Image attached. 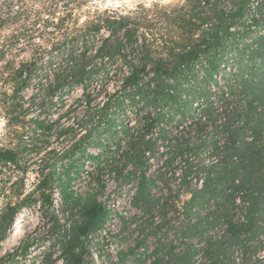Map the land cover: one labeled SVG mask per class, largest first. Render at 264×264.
<instances>
[{
	"label": "trees",
	"instance_id": "obj_1",
	"mask_svg": "<svg viewBox=\"0 0 264 264\" xmlns=\"http://www.w3.org/2000/svg\"><path fill=\"white\" fill-rule=\"evenodd\" d=\"M15 2L27 6L17 8L19 15L11 23L0 19V30H12L4 40L9 87L0 92L8 124L27 121L31 108L23 92L42 75L45 93L65 104L64 96L82 86L78 102L86 104L80 132L74 122L59 127L58 120L34 115L31 144L0 147V169L12 165L27 172L25 155L48 147L53 129L65 144L61 157L41 159L45 164L38 170L39 183L29 195L34 203L51 207L60 186L65 210L75 218L63 230L55 215L53 227L66 264H82L89 236L102 230L112 215L96 191L79 194L71 189V173L79 175L86 159L92 160L90 172L101 190L107 185L102 180L106 169L121 184L135 180L131 205L142 213L141 224L166 236L154 243L151 264H234L237 245L264 235V17L246 19L245 0H194L187 12L181 8L176 16L153 14L151 8L139 12L142 5L128 10L133 15H124L119 7L101 9L96 0ZM105 30L110 35L101 42L98 37ZM252 31V43L241 45ZM16 45L33 47L30 59L17 62ZM121 64L120 74L129 71L117 91L105 95L103 89H93L102 72L108 75ZM230 64L235 68H228ZM127 106L133 108L136 123L130 116L119 118L128 116ZM79 152L83 160L76 158ZM213 157L215 163H210ZM155 160L162 165L154 170ZM16 211L17 204L8 202L0 220L10 226ZM222 226L221 233L217 229ZM142 245L121 251L120 260Z\"/></svg>",
	"mask_w": 264,
	"mask_h": 264
},
{
	"label": "rangeland",
	"instance_id": "obj_2",
	"mask_svg": "<svg viewBox=\"0 0 264 264\" xmlns=\"http://www.w3.org/2000/svg\"><path fill=\"white\" fill-rule=\"evenodd\" d=\"M96 1L98 2L96 5L100 6L101 9H104L108 6L119 7L122 12L133 9H126L125 6L120 3V0H116V3H112L111 5L109 4V0ZM11 33V29L0 30V92L9 87L8 83H6V78L8 76V72L11 69V65L8 62L9 48L5 45L6 42L4 40ZM254 36L255 32H250L249 35L243 40L241 45L245 46L252 43ZM36 42H39L38 39ZM32 48L33 47L27 45H16L15 49L13 50L17 54V62L30 59ZM245 61H250V58L246 57ZM258 61L259 60H256V62ZM227 67L235 68V66L231 64ZM45 79V75L35 78L32 85L23 92L26 99L25 104L31 108L25 123H20L14 126L8 124L6 113L3 107L4 105L2 103V98L4 97L0 95V118H2L0 119V124H3L4 121H7V123L4 124L3 129H0V147L20 149L22 148V144L25 142L31 144L30 142L32 139L35 123L32 122L30 118L34 115L44 116L47 118L55 117L54 120H58L57 124L59 125L71 124L74 122L78 132L81 131V126L83 125L85 116L87 115L85 107L86 104H81L78 102V100L83 97V89L79 86L74 87L69 94L64 96V104L60 97L55 96L54 98L49 92L45 93V87L41 83V81L45 82ZM220 82L221 85L224 86L225 80L223 77H220ZM74 89H77V91H74ZM45 98H47L46 101L44 100ZM92 103V106H94L95 101L93 100ZM126 110L128 116L121 114L119 116L120 119L128 120L129 116L130 119L131 117L133 118L135 116V112L131 106H127ZM51 134V136H55V140H51L52 143H50L47 147V152H44V149H42L41 152H44L43 156H40L39 159H35L33 158L34 155L32 152L25 155L29 157L27 159V172H23V170L11 165L9 167L0 169L2 170L0 171V179L6 177L8 183L11 185L14 175L17 172H23L24 175L22 177V182L26 187L31 189L29 192V194H31L35 189V187L33 188L32 185L37 179H40V175L38 173V170H40V164H45V161L51 162L52 160L61 157V153L64 150L65 144H63V141H58L55 129L51 131ZM80 136L81 134L78 138H80ZM25 137H27V139H25ZM61 145H63V147H61ZM88 148L96 152L100 150V148L96 147L95 145H91ZM36 156H39V154H36ZM78 157H81L80 160H83L80 152L76 154V158ZM42 158L45 161L41 162ZM64 160L65 162H71L70 158L68 157H66ZM82 162L83 165H81L79 175H76L74 171L71 173L73 176V179L71 180L72 191L79 194L96 191L100 200L104 201L108 205L112 213L111 217L106 223V226L102 230L94 232L89 236L87 241V249L85 251L82 264H92L93 249L96 251L98 258L106 260L108 264L111 262L117 264H151V253L154 243L159 237L162 238V242H164L166 236L164 234L162 235V233L154 235L148 228L143 227L141 224L144 220L142 213L139 209L131 205V198L136 187L135 180H131L125 185L121 184L119 181H117L115 175L111 174L106 169L103 172L102 180L107 182V185L105 189L101 190V186L97 181V176L95 174L92 175L90 172L93 168L92 160L86 159ZM160 165H162V163H159V161L155 160L152 169H158ZM29 169H32V171H29ZM61 179L64 181L63 175H61ZM56 184L58 185V180H56ZM157 190H159V188H157L156 191ZM8 191L10 192V189ZM53 197V206H46L44 208L40 203H36L39 205L37 209L26 210L23 214V222L26 224L40 226L41 220L43 221L42 226L44 229V235L39 238L42 243H36L35 241L33 242L36 244L37 250L43 248V251L40 252L39 255L31 258L28 255V251L24 252L25 260H30V264H35L36 260H40V264H58L60 261H63V264H66L65 259L61 257L60 237L53 227L57 223L55 220V215H57V218H59L60 223L63 225V230H69L75 218L65 210L66 208L64 207V198L62 196L60 186H56ZM7 203L0 205V214L3 210H5ZM156 218L158 220V216H156ZM224 228V226L218 227L217 230L222 233ZM178 242L179 239H176L175 243L179 244ZM140 243H143V245L137 249L135 254H129L124 261L120 260L121 251L136 249L137 245ZM44 244H47L46 248H44ZM113 244L118 246L120 250L114 253L112 250ZM57 252H59V255H57ZM140 258L144 259V262H140L138 260ZM17 264H19V261Z\"/></svg>",
	"mask_w": 264,
	"mask_h": 264
},
{
	"label": "clouds",
	"instance_id": "obj_3",
	"mask_svg": "<svg viewBox=\"0 0 264 264\" xmlns=\"http://www.w3.org/2000/svg\"><path fill=\"white\" fill-rule=\"evenodd\" d=\"M194 0H120L125 8H135L136 5H142L143 7L139 10V12H144L146 9H153V14L160 13L161 11L168 12L170 16H176L181 8L183 11L187 12L191 7V4ZM116 3V0H109V4ZM0 5H3V13L0 14V19L5 22L11 23L13 18L17 17L19 13L17 12V8H20L21 11L27 5L25 4H17L15 0H9L7 4H5V0H0ZM245 6L248 10V15L246 19H251V17H264V0H245ZM172 9H176V12H173ZM138 14V13H137ZM124 15H133L132 12L125 11ZM13 27L16 25L13 24ZM208 25H204L207 27ZM203 29H201L202 31ZM236 29L234 28L233 31ZM110 33L105 30L102 33L101 37H98V40L102 42L103 37H107ZM99 47V44H97ZM94 55V51L89 52V56ZM129 59H133L129 57ZM107 61V57H105ZM138 63V61H134ZM99 64V61L96 62ZM123 67V65H118L116 68H110V72L108 75L101 73L98 83L93 85V89H103L104 94L115 92L119 89L120 84L123 83L122 76L127 75L129 70H125L122 74L118 72V69ZM115 73V74H112ZM110 81L114 82L115 86H112ZM172 83V81H168ZM82 87V86H81ZM77 91V89H74ZM94 94L99 95L98 91H94ZM104 97H101L103 101ZM197 103H199L197 101ZM102 107V103L99 105ZM153 114H155L156 110H152ZM82 115V113H81ZM143 115V113L141 114ZM2 119V118H0ZM55 119V117H52ZM137 117L132 118V122L136 123ZM7 121H4L3 124H0V129H3L4 124ZM65 124L60 125L59 127H65ZM58 130V129H57ZM27 139V137H25ZM50 139L55 140V136H51ZM63 139V138H62ZM63 147V145H61ZM48 148L44 145V152H47ZM160 151H165L162 147ZM44 152H40L39 156L34 154L35 159H39L40 156L44 155ZM210 163H215V157L210 161ZM32 171V169H29ZM23 172H17L12 180L11 185L8 183L7 178L0 179V205L7 203L8 201H12L17 204V211L13 215L11 225L5 224L2 220H0V264H14L15 261H19V264H30V260L26 261L24 257L25 247L29 244H32V247L28 249L29 257H35L43 251V248L37 250L36 244L33 243H42L39 239L44 235L43 229V221L41 220L40 226L26 224L21 220L24 212L26 210H35L39 207L38 204L33 202V197L29 195L31 189L26 187L22 182ZM179 176L180 173L178 172ZM194 183L192 185L193 188L197 187L195 180L196 177H192ZM39 183V179L35 181L32 187H35V184ZM178 186V182H177ZM200 186H203V177L200 180ZM10 189V192L8 191ZM28 197V199H25ZM239 203V201H237ZM215 238V237H213ZM47 247V244H44V248ZM112 250L115 253L119 251V247L113 244ZM59 255V252H57ZM234 264H264V235H261L258 240H252L250 242H246V246L237 245L235 250V255L233 257ZM35 264H40V260H36ZM58 264H63V261L58 262ZM92 264H108L106 260H102L98 258L96 251L92 250Z\"/></svg>",
	"mask_w": 264,
	"mask_h": 264
},
{
	"label": "bare ground",
	"instance_id": "obj_4",
	"mask_svg": "<svg viewBox=\"0 0 264 264\" xmlns=\"http://www.w3.org/2000/svg\"><path fill=\"white\" fill-rule=\"evenodd\" d=\"M23 219H24V215L21 217V220L23 221Z\"/></svg>",
	"mask_w": 264,
	"mask_h": 264
}]
</instances>
